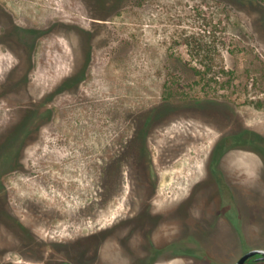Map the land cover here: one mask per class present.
Instances as JSON below:
<instances>
[{
    "label": "rangeland",
    "instance_id": "rangeland-1",
    "mask_svg": "<svg viewBox=\"0 0 264 264\" xmlns=\"http://www.w3.org/2000/svg\"><path fill=\"white\" fill-rule=\"evenodd\" d=\"M145 120L151 156H137ZM231 135L241 142L210 159ZM188 198L196 237L176 264L264 246V0H0V264H48L33 252L47 239L76 248L54 264H85L95 223ZM14 204L53 221L13 231ZM99 240L97 264H131L122 236Z\"/></svg>",
    "mask_w": 264,
    "mask_h": 264
},
{
    "label": "flooded vegetation",
    "instance_id": "flooded-vegetation-1",
    "mask_svg": "<svg viewBox=\"0 0 264 264\" xmlns=\"http://www.w3.org/2000/svg\"><path fill=\"white\" fill-rule=\"evenodd\" d=\"M47 108H46V111L49 110V115L51 114L49 116L50 118L52 115H54V110L50 107H47ZM52 122H53L52 119L51 120L48 119V120H45L43 124L45 125V127L50 126L49 128H51L50 124ZM162 122L163 121L158 122V123H162ZM147 123H148L147 120L143 122L144 131H141L142 135H140L139 139L138 137L134 139L133 146L131 144V148L136 145L134 149H138V151L136 150L138 153L137 156H140V155L147 156L149 152L151 156L150 149L149 151H147V150H144L143 147L145 146L144 141L146 143V140L149 139L154 134L155 124H154V121H152L150 125ZM53 131L54 130H49V133L50 134L57 133L56 131L54 132ZM244 133H246L245 139L248 140V143L249 142L253 143L254 139H256V136L258 134V132H255L254 130H249V129H245ZM50 136L51 137H48V138L51 140H54L55 143H60L62 142V140H65L66 138V136H62V137L56 136V135L54 136L50 135ZM39 137L41 136L33 135L29 137L28 143L31 145L34 144L35 141ZM241 139H242V136L240 135L223 136L218 143V146L220 147L221 151L219 153H217L216 151L213 153L210 152L209 158L210 159L218 158L222 160V158H224L230 153L229 150H232L233 146H235L233 145L234 144L233 142L236 141L237 143H239L241 142ZM237 143H236V146H239ZM253 149L254 148H252V150ZM107 151L108 152L105 156L109 160L107 161L105 169L109 173L112 171V168L114 165L115 154H113V151H114L113 147L108 146ZM179 153L180 152H178V154ZM20 154H21L20 147H18L17 153H16L17 158H18L16 159V165L18 168L21 166V163L19 161ZM105 169H103V171H106ZM225 187L228 188L230 186L227 184L225 185ZM231 189H234V187L232 188L230 187V191ZM17 207L18 206L16 204L13 205V208L15 211H14V215L10 218L13 224V231H20L21 228L22 229L25 228L27 229V231L37 234V231H38L37 227L32 226L31 229L28 227L26 228L24 226V223L39 224L42 222L52 223L53 221L51 220L52 217H39L38 220L34 222L33 221H23L22 218L19 215H17L19 214L17 213L18 211L16 210ZM168 208L169 209L167 210L162 209L159 212L160 214L158 213V215H154V216L152 215L147 216L144 210L143 211L144 214L142 213L143 216L129 215L125 217H117V218L115 217L112 221H110L106 225L95 223L92 227L93 230L91 232L82 233L83 236L92 235V238L95 240V247L93 249L94 253L91 255L90 260L87 255H81L83 257L86 256L85 264H97L98 262H100V255H101L100 254V250H101L100 243L101 242L99 240L100 235L102 236L104 241L110 236H112L113 238L117 236L118 237L122 236L123 240H125L126 246L127 247L129 246L128 253H129V256H132L130 259L131 264H165V263H172V262L173 264H176L175 262L179 255H183V256L191 255V235L192 237H196L194 233H191V198H188L187 200H184L181 203H177L176 205H171ZM154 212H157V211H154ZM0 214L2 215L1 212ZM104 230L108 231L109 236L104 235L102 233L104 232ZM201 232L202 233L205 232V234H210L209 227L203 226V229L201 230ZM118 240H121V239L118 238ZM85 241L86 240L83 239L81 243L79 244L83 248H85V244H84ZM51 244L52 243L50 242L49 239H47V242L40 240V242L37 244L38 248L33 249L34 247H36L35 245L31 249H33V252L38 253L39 255L40 254L48 255L49 256L47 260L49 261L48 264H54L53 263L54 261H51V260L58 259L57 255H60L62 251H65L66 249H68L67 247L69 246H67V244L65 245L67 247L61 246L59 244H52L53 247L51 248L49 247ZM28 245L29 246L34 245L33 241L28 242ZM69 245L73 246V244H69ZM132 247L133 249H131ZM261 247H264V246H261ZM69 248L71 249V247ZM254 248H257V247H254ZM73 249H76V248H73ZM86 249L87 248H85V250ZM247 251H245L244 253H246ZM258 257H259V254L252 255L245 261L244 264H264V259H259Z\"/></svg>",
    "mask_w": 264,
    "mask_h": 264
},
{
    "label": "water",
    "instance_id": "water-1",
    "mask_svg": "<svg viewBox=\"0 0 264 264\" xmlns=\"http://www.w3.org/2000/svg\"><path fill=\"white\" fill-rule=\"evenodd\" d=\"M255 254H259V259H264V247H257L247 251L235 262V264H244L249 257Z\"/></svg>",
    "mask_w": 264,
    "mask_h": 264
}]
</instances>
